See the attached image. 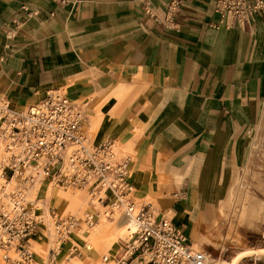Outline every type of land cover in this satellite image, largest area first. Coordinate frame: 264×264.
Returning a JSON list of instances; mask_svg holds the SVG:
<instances>
[{
	"label": "crops",
	"instance_id": "0c3cea01",
	"mask_svg": "<svg viewBox=\"0 0 264 264\" xmlns=\"http://www.w3.org/2000/svg\"><path fill=\"white\" fill-rule=\"evenodd\" d=\"M61 1L0 0V95L23 110L73 82L74 97L134 85L123 108L107 105L99 138L137 153L130 165L137 197L156 188L160 160L167 171L191 166L172 198L184 199L179 210L186 202L185 227L174 223L192 238L208 212L197 188L203 198L213 168L227 174L245 154L264 100V13L244 27L229 26L216 0H182L176 29L165 30L143 16L137 0ZM27 9L38 15L28 18ZM14 20L25 25L10 40L6 24ZM168 202L159 206L171 209Z\"/></svg>",
	"mask_w": 264,
	"mask_h": 264
},
{
	"label": "built area",
	"instance_id": "2783aa9c",
	"mask_svg": "<svg viewBox=\"0 0 264 264\" xmlns=\"http://www.w3.org/2000/svg\"><path fill=\"white\" fill-rule=\"evenodd\" d=\"M143 16L165 30L176 29L182 0H137ZM61 3H66L62 0ZM223 23L244 27L264 13V0H216ZM27 17L38 11L26 10ZM229 20L230 22H227ZM23 20L6 24V36L14 39L24 27ZM87 102L72 100L53 89L25 111L0 97V255L9 264H33L38 254L34 243L44 240L48 259H58L60 245L70 235L91 227L96 217L84 220L75 214L57 215L31 188L48 180L64 189H86L89 203L110 206L107 216L129 219L136 232L119 244L114 256L104 255L103 264H217L213 255L194 248L186 230L166 217H159L151 204L134 198L130 155L120 156L113 140L92 143L85 132ZM50 222V227L45 224ZM51 237H56L51 240ZM69 255H81L71 244ZM257 264V260L255 263Z\"/></svg>",
	"mask_w": 264,
	"mask_h": 264
},
{
	"label": "rangeland",
	"instance_id": "374dc122",
	"mask_svg": "<svg viewBox=\"0 0 264 264\" xmlns=\"http://www.w3.org/2000/svg\"><path fill=\"white\" fill-rule=\"evenodd\" d=\"M74 86L75 84L73 82L60 87V89L66 95L80 102L88 103L86 107L87 119L84 129L92 143L98 144L103 141L100 140L99 135L104 117V110L107 108V105L112 103L114 105V112L123 108L126 103L136 95V91L134 90L135 86L127 85L124 87L123 85L119 90L110 93L99 90L90 94L85 93L77 97L71 94ZM0 97H2V95H0ZM28 107L30 106H27L23 111L27 110ZM247 136L248 146L245 154L237 158V162L228 168L227 174L224 171L217 173L213 168V171L208 174L209 186L203 198L200 197V189L197 188V196L201 200H206L205 207H207L208 212L204 215L202 226L199 229L200 236L196 239L199 245L194 246V248L211 253L216 260L221 262L254 264L255 260H257V264H264V257L261 259L256 258L260 256L257 253L264 251V100L258 105L254 124L249 127ZM115 146L120 156L130 155L132 159H134L133 162H136L137 153L128 151L124 144L122 142L120 143L118 140L115 141ZM191 169L189 165L178 172L174 170L167 171L163 160H160L159 166L157 168L154 167L155 172L153 173L154 176L158 178L157 184L164 182L167 184V189L162 188L159 190L156 184V188H151L148 197L144 198L137 197V190L134 189V198L139 204H151L159 217H166L176 224L184 226L186 219L184 220L181 216L184 208L187 207L186 202L180 207V211L178 208L183 204L184 199L175 202L172 198V193L183 190V186L185 187L186 185V180H188L190 174H192ZM131 175L133 178V168H131ZM170 180H172V183ZM55 187L62 194L79 193L87 197L85 191ZM42 190L43 189H41V192ZM164 193L166 194L164 195ZM34 197L42 198L40 195ZM168 197L172 200L173 206L171 205V209L163 207L168 206ZM252 199L258 201L260 212L257 223L254 224L255 226L252 225L253 228L242 220V212L250 204ZM159 203L163 206L160 207ZM207 204L210 205L206 206ZM92 207L94 206L92 205ZM55 208L59 216L62 214H75L82 220L91 214L89 213L91 211L89 205L84 214L77 213L75 207L66 206L59 208L56 206ZM106 211H108V209H101L99 212L101 217L99 218L94 215L96 217V223L98 222V226H96V223L93 224L94 227L96 226L95 228H100V225L105 226V228L112 227L113 224L119 222V215H115L113 218L108 219L104 215ZM195 217L194 220H197L198 215L195 214ZM180 218L182 223L177 221ZM48 223L50 224V222ZM110 223L112 224L111 226L108 225ZM49 224L47 227H50ZM93 226L89 228L84 227L85 229L87 228L84 232L85 235L79 233L81 230L76 231L71 234L69 240L62 242L60 245L59 257L54 262L48 259L49 246L47 243H44V240L34 243L33 247L38 257L37 261L33 264H71L72 260L82 259L84 257V248L89 242V239L87 243L84 241L92 232ZM93 236L94 234L89 238L91 239ZM55 238L51 237V240H55ZM129 239H131V237L129 238L126 235H116L114 247H110L107 252L103 250L98 251L97 259L99 264H103L102 257L104 255H116L119 244ZM192 241L195 243L193 238ZM73 243H76L81 248V255H77L76 253L69 255L68 250ZM242 253L247 255L239 258ZM0 260L3 264H9L3 260L1 255Z\"/></svg>",
	"mask_w": 264,
	"mask_h": 264
},
{
	"label": "bare ground",
	"instance_id": "6f19581e",
	"mask_svg": "<svg viewBox=\"0 0 264 264\" xmlns=\"http://www.w3.org/2000/svg\"><path fill=\"white\" fill-rule=\"evenodd\" d=\"M16 109L19 111H23L21 109V107H19V106L16 107ZM131 178H132V175H131ZM157 186H158V189L161 190L162 188H166L167 184L164 182H160L157 184ZM41 189H43L42 192H41ZM81 191H85L87 197L82 195V194H79V193L62 194L60 191H58V189L55 187V185L52 182H50L48 180H42V181L37 182L31 188L30 197L34 198V196H36V195H38V196L40 195L42 197V195H43L44 197L41 198V201H42V203H44V205L46 207H48V206H54V207L57 206L59 208H63L66 206L75 207L76 212L80 213V214H84L87 210V206L89 205L91 207L90 208L91 211L89 213L96 215L98 218L101 217V215L99 214L101 209H109L110 208V206L104 207L100 203H96L97 205L89 203L88 191L86 189H83ZM166 193H164V195ZM92 205L94 207H92ZM104 215L109 219V217L107 216V211L105 212ZM259 217H260L259 203H258V201L252 199L250 204L242 212V220L244 223H246L249 226L251 225V227H252V225L257 223V220L259 219ZM192 219H194L193 216H192ZM48 222L49 221H46L45 224H47ZM95 223H96V221L94 222V224ZM108 225L111 226L112 224L110 223ZM195 225H197V224H195ZM49 226H50V224H49ZM96 226H98V222L96 223ZM95 227L93 228L94 233H90L89 236H87V239H89V242L87 241L88 243L86 244V246L84 248V257L82 259H79V260H76V259L72 260L71 264H99L98 259H97L98 251L103 250V251L107 252V250L110 247L111 248L114 247L116 235H119V234L120 235H126V236L132 238V236H134L136 229H137L136 224L133 221H131L129 219H124V218H120L119 222L117 224H113L112 227L105 228V226H103V225H100V228L99 227L95 228ZM86 229L85 228L82 229L81 232H79V233L81 235H85L84 232ZM78 231H80V230H78ZM75 232H73V233H75ZM86 234H88V233H86ZM92 234H94V236L90 239L89 237ZM191 235H192L193 240H196L199 238L200 233H199V228L197 226L193 229ZM257 254L260 255V256L256 257L257 259H261L264 257V251H261L260 253H257ZM216 261H217V264H232L230 262H221L218 260H216ZM0 264H3L1 262V260H0Z\"/></svg>",
	"mask_w": 264,
	"mask_h": 264
}]
</instances>
